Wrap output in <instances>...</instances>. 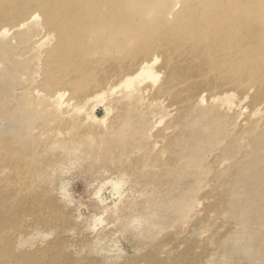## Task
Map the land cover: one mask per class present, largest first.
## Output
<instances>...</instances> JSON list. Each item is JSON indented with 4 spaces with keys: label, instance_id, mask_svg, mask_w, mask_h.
Wrapping results in <instances>:
<instances>
[{
    "label": "rangeland",
    "instance_id": "obj_1",
    "mask_svg": "<svg viewBox=\"0 0 264 264\" xmlns=\"http://www.w3.org/2000/svg\"><path fill=\"white\" fill-rule=\"evenodd\" d=\"M183 1L129 0L130 19L152 22L158 15L163 31ZM250 1L264 9V0ZM19 8L40 19L1 22L9 32L0 42V264H264V46L255 58L257 80L245 79L249 70L239 77L244 91L198 83L202 103L196 96L185 106L159 97L168 115L134 95L131 108L115 107L105 124L95 121L98 112L73 120L64 112L69 94L61 112L34 97L35 87L47 92L33 82L35 60L26 59V70L13 66L18 72L8 62L26 56L46 33L42 58L54 43L39 3L11 9ZM98 55L106 62L98 75L124 64L120 54L87 59ZM225 89L241 111L211 100ZM150 93L154 98V88ZM119 180L117 195L109 182Z\"/></svg>",
    "mask_w": 264,
    "mask_h": 264
},
{
    "label": "bare ground",
    "instance_id": "obj_2",
    "mask_svg": "<svg viewBox=\"0 0 264 264\" xmlns=\"http://www.w3.org/2000/svg\"><path fill=\"white\" fill-rule=\"evenodd\" d=\"M23 1L39 3L43 19L54 33V43L42 58L40 48L50 37L46 33L34 41L26 56H13L12 61L11 55L8 62L18 72L13 66L20 65L26 70V59L35 60V66L30 67L33 82L47 92L43 95L42 89L35 87L34 97L40 99L41 106H52L55 112H61V106L66 103L63 98L69 94L72 102L68 101L64 110L67 118H94L98 112L95 121L105 124L115 107L131 108L134 95L152 112L168 115L159 101L161 95H171L184 106L196 96L195 103L199 104L204 101V95L196 92L198 83L212 90L230 85L244 91L239 77L246 70L252 73L245 77L248 82L257 80L253 70H256L255 58L264 46V9L254 8L256 5L251 6L250 0L248 6L241 5L247 0H185L163 31H158L165 24L158 15L152 22L140 17L130 19L129 0H0V42L9 32L6 25H1L2 21H12L20 15L23 20L17 25L23 26L40 19L35 12L11 9ZM116 22L119 27L114 28L112 24ZM132 29L135 33L125 37ZM136 37V46L129 48L128 44L136 42ZM104 44L110 48L106 50ZM91 54H104L106 59L120 54L125 56L124 64L111 73L98 75L96 70L106 62L101 61L100 55L88 60ZM248 56H254V61L246 60ZM160 59L163 61L157 68L155 64ZM40 68H45V72L39 74ZM232 68L237 71L227 72ZM223 71H226L223 76L213 78L212 82L203 79ZM152 88L154 98L150 93ZM236 98L230 89L211 96L212 101H222L226 108L236 106L241 111V101ZM98 136L100 140L103 138ZM109 183L110 191L120 193V180Z\"/></svg>",
    "mask_w": 264,
    "mask_h": 264
}]
</instances>
